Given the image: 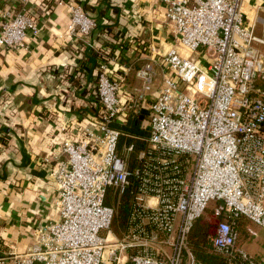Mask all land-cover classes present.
I'll use <instances>...</instances> for the list:
<instances>
[{
	"label": "built area",
	"instance_id": "2783aa9c",
	"mask_svg": "<svg viewBox=\"0 0 264 264\" xmlns=\"http://www.w3.org/2000/svg\"><path fill=\"white\" fill-rule=\"evenodd\" d=\"M162 2L173 44L159 60L156 99L146 96L152 57L136 71L141 86L125 101L121 82L100 60L98 114L53 156L59 217L37 228L25 253L0 255V264H202L189 234L210 201L220 217L208 236L211 249L224 264H264L236 241L239 216L264 229V52L256 45L264 40L244 22L242 0ZM68 8L65 36L85 41L94 19L77 3ZM37 27L24 10L6 12L0 45L24 48ZM143 109V147L120 144L116 124ZM125 195L128 216L117 236L111 224Z\"/></svg>",
	"mask_w": 264,
	"mask_h": 264
},
{
	"label": "crops",
	"instance_id": "0c3cea01",
	"mask_svg": "<svg viewBox=\"0 0 264 264\" xmlns=\"http://www.w3.org/2000/svg\"><path fill=\"white\" fill-rule=\"evenodd\" d=\"M69 3L95 21L85 41L65 36ZM241 9L247 25L264 27V0H242ZM19 10L36 19L38 30L26 33L24 48L0 45V255L25 253L37 228L58 219L53 156L60 155L66 136L79 138L98 114L100 60L121 82L125 101L141 86L136 71L152 57L150 103L163 86L160 57L173 44L162 0H0V24L6 12ZM145 113L134 115L142 116V134L135 135L142 140ZM236 232L237 245L264 263V229L239 216Z\"/></svg>",
	"mask_w": 264,
	"mask_h": 264
},
{
	"label": "trees",
	"instance_id": "16d2710c",
	"mask_svg": "<svg viewBox=\"0 0 264 264\" xmlns=\"http://www.w3.org/2000/svg\"><path fill=\"white\" fill-rule=\"evenodd\" d=\"M141 118V115H136L129 118L124 124H116V126L122 131L120 144L133 142L136 148L143 147L144 140L135 136L142 134V128L140 127ZM128 201L129 199L125 195L118 203L117 213L112 224V226H116V230L117 226L125 227L128 216ZM107 203H110L109 199H107ZM208 236L206 222L196 221L189 234V246L194 252L196 259L202 264H224L221 256L211 249L208 242Z\"/></svg>",
	"mask_w": 264,
	"mask_h": 264
},
{
	"label": "rangeland",
	"instance_id": "374dc122",
	"mask_svg": "<svg viewBox=\"0 0 264 264\" xmlns=\"http://www.w3.org/2000/svg\"><path fill=\"white\" fill-rule=\"evenodd\" d=\"M254 34L259 36V37H262L264 38V27L258 25L255 27L254 29ZM216 203L214 201H210L209 204H208V207L205 209L204 213L200 216V218H198L196 221H199V222H206V225H207V232H208V235L212 234L215 230V227H216V224L217 222L219 221L220 217L215 215V212H214V205ZM114 221V219H113ZM113 221H112V224H113ZM111 224V230L113 233H115L117 236L118 235H121V231H123V228L122 226H117V230H116V226H112Z\"/></svg>",
	"mask_w": 264,
	"mask_h": 264
}]
</instances>
